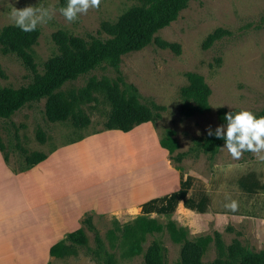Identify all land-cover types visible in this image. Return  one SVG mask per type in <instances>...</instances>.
<instances>
[{
  "label": "rangeland",
  "instance_id": "374dc122",
  "mask_svg": "<svg viewBox=\"0 0 264 264\" xmlns=\"http://www.w3.org/2000/svg\"><path fill=\"white\" fill-rule=\"evenodd\" d=\"M139 1L101 0L98 9H89L86 14H79L75 22L69 23L59 12L62 7L60 0H0V28L13 24L9 16L12 5L16 8H55L53 18L46 24L38 25L40 35L32 46L37 70L41 73L44 62L57 52L51 38L54 31L61 29L84 38L89 35L105 38L107 35L104 33L97 34L100 22L115 21L123 11ZM216 28H223L226 33L204 48L206 36ZM154 36L178 43L180 52L160 48L151 41L141 49L122 54L117 68L103 64L57 89L76 93L92 76L111 81L121 77L125 84L137 88L140 102L164 107L162 110L152 108L154 136L159 140L167 129H173L178 141L174 154L188 153L179 163L183 167L179 170L182 172L181 184L175 187L163 209L152 215L144 206L108 213L85 212L80 223L87 236V248H96V237L99 236L104 249L113 255L116 264H143L146 248L157 240L165 247L169 263L179 259L181 244L173 242L165 229L146 234L142 251L135 255H123L119 245H110L111 242H118L124 224L131 223L137 214L146 213L163 224L168 220L175 221L186 230L188 239L218 230L226 245L237 238L252 251L264 250V160L251 152H244L238 160L233 159L223 145L215 153L200 147L206 128L211 126L214 130L221 124L216 117L218 108L224 107L229 111L244 108L256 113L264 106V0H189L177 18L157 30ZM189 71L201 74L211 93L207 111L185 116L180 112L183 102L180 89L187 84L185 74ZM31 81L32 72L18 57L0 53V87L18 88ZM121 88L124 85L121 84ZM44 106L45 98H41L26 103L7 118H0V145L3 147L0 152L7 155L6 163L13 171L25 167L24 156L27 153L41 151L48 154L85 136L102 133L111 110L109 100L99 90L90 92L76 104V109L89 117L85 126L75 125L71 118L51 122L45 116ZM147 129L135 130L133 134L137 137ZM41 134L44 141L39 140ZM112 140L121 142L115 137ZM112 142L113 147L97 143L81 146L79 153H73L77 156L76 162L80 159L77 166L87 168L97 177L107 173L108 166L118 156L128 159L126 146ZM144 154L145 159L155 157V154L159 158L154 149L151 155ZM167 158L175 168V162L169 155ZM116 188L124 189L122 183H118ZM231 201L237 204L235 211L225 207ZM87 216L93 229L82 221ZM227 226L231 229L228 230ZM216 255L215 245L211 242L202 260L209 262ZM47 262L97 264L91 252L80 246L75 247L73 254L51 257Z\"/></svg>",
  "mask_w": 264,
  "mask_h": 264
},
{
  "label": "trees",
  "instance_id": "16d2710c",
  "mask_svg": "<svg viewBox=\"0 0 264 264\" xmlns=\"http://www.w3.org/2000/svg\"><path fill=\"white\" fill-rule=\"evenodd\" d=\"M189 0H140L123 11L115 21L103 20L100 22L97 34L104 33L105 38L89 35L84 38L71 34L65 30H56L51 38L57 47V52L51 55L43 64V72H38L34 60L32 46L37 42L40 29L26 33L14 24H8L0 28V53L14 54L32 72V81L18 88L10 86L0 87V118H7L13 112L31 101L45 98L44 112L47 120L51 122L65 121L71 118L77 126H85L89 123V117L76 109V104L88 96L90 92L102 91L111 104V110L104 124L105 129H118L123 132L131 130L134 126L153 121L152 108L164 109L161 105L148 106L139 100L137 88L132 84H125L121 77L117 80L107 78L97 79L90 77L86 85L78 92H66L57 90L69 80L86 74L103 64H109L117 68L122 54L141 49L151 41L160 48H170L176 53L180 52V46L175 42H168L154 33L175 20L179 12L187 6ZM67 0H60L61 6H66ZM226 30L216 28L209 33L203 47H208L213 41L220 38ZM187 84L180 89L183 102L180 112L185 116H191L195 112H204L209 109L208 97L211 93L209 85L204 77L197 72H186ZM121 84L124 88H121ZM229 112L224 107L218 108L216 117L219 123L224 124V114ZM264 115V106L255 113ZM173 129H167L158 142L165 148L171 160L175 162L177 170H183L181 160L187 152H177L178 141L174 137ZM40 141H44L42 134ZM224 144L222 139L207 134L202 139L200 147L204 151L215 153ZM3 147L0 145V151ZM47 154L41 151H32L25 154V167L30 168L44 160ZM7 162V155L3 154ZM90 229H93L90 217L82 220ZM166 230L170 239L180 243L179 259L169 263L165 257V247L157 240H153L146 248L143 264H264V250L252 251L243 246L241 241L233 238L226 245L218 230L212 234L199 235L194 239L187 238V232L175 221L168 220L161 223L154 217L138 214L131 223L121 227L118 242H111L115 247L122 248V254L131 256L142 251V243L146 234ZM230 230L231 227L227 226ZM111 234V232H110ZM112 235V234H111ZM97 247L87 248V236L82 226L67 233L65 237L49 247V255L52 257H64L75 253V247H86L91 252L97 264H116L111 253L106 251L103 241L96 237ZM213 242L217 255L209 262H204L202 256L208 245ZM47 264H50L47 262Z\"/></svg>",
  "mask_w": 264,
  "mask_h": 264
},
{
  "label": "crops",
  "instance_id": "0c3cea01",
  "mask_svg": "<svg viewBox=\"0 0 264 264\" xmlns=\"http://www.w3.org/2000/svg\"><path fill=\"white\" fill-rule=\"evenodd\" d=\"M141 128L148 129L135 137L133 132ZM114 137L126 146L128 159L118 156L107 173L97 177L77 166L80 159L76 162L73 153H79L81 146L97 143L113 147ZM152 149L159 158L155 154L145 159L144 153L151 155ZM167 155L153 134L151 121L127 132L105 129L85 136L58 147L22 171H13L0 152V264H47L52 257L49 247L80 227L85 212L144 206L152 215L163 209L178 183L180 186L182 174L170 165ZM118 183L124 189H117Z\"/></svg>",
  "mask_w": 264,
  "mask_h": 264
},
{
  "label": "clouds",
  "instance_id": "9594fccd",
  "mask_svg": "<svg viewBox=\"0 0 264 264\" xmlns=\"http://www.w3.org/2000/svg\"><path fill=\"white\" fill-rule=\"evenodd\" d=\"M101 0H67L66 6L59 8V12L69 22H75L79 14H86L89 9H98ZM54 7L25 6L16 8L12 5L10 20L21 31L30 33L38 25L46 24L53 18ZM224 124L206 128L208 136H214L224 141L226 148L233 159H240L244 152H251L258 159L264 160V115L257 116L250 110L241 108L224 114ZM225 207L235 211V201L227 203Z\"/></svg>",
  "mask_w": 264,
  "mask_h": 264
},
{
  "label": "bare ground",
  "instance_id": "6f19581e",
  "mask_svg": "<svg viewBox=\"0 0 264 264\" xmlns=\"http://www.w3.org/2000/svg\"><path fill=\"white\" fill-rule=\"evenodd\" d=\"M110 141H112V140H110ZM113 141H116V142H115L116 144H120L118 140H113ZM117 141H118V142H117ZM93 146H94V145H93ZM95 146H96V145H95ZM95 146H94V148H95ZM120 146H123V144H121ZM96 147H97V146H96ZM117 147H119V146L117 145ZM90 149H91V148H90Z\"/></svg>",
  "mask_w": 264,
  "mask_h": 264
}]
</instances>
